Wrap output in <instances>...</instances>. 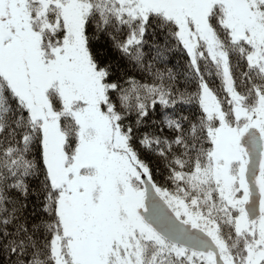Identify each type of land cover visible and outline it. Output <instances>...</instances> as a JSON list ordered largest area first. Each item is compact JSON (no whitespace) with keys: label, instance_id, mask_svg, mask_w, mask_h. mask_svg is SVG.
<instances>
[{"label":"snow or ice","instance_id":"6c2138e0","mask_svg":"<svg viewBox=\"0 0 264 264\" xmlns=\"http://www.w3.org/2000/svg\"><path fill=\"white\" fill-rule=\"evenodd\" d=\"M0 264H264V0H0Z\"/></svg>","mask_w":264,"mask_h":264}]
</instances>
